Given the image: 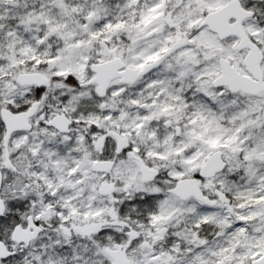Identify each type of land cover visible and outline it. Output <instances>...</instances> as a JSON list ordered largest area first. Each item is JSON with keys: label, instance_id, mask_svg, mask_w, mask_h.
<instances>
[{"label": "snow or ice", "instance_id": "6c2138e0", "mask_svg": "<svg viewBox=\"0 0 264 264\" xmlns=\"http://www.w3.org/2000/svg\"><path fill=\"white\" fill-rule=\"evenodd\" d=\"M0 173V264H264V0H0Z\"/></svg>", "mask_w": 264, "mask_h": 264}, {"label": "clouds", "instance_id": "9594fccd", "mask_svg": "<svg viewBox=\"0 0 264 264\" xmlns=\"http://www.w3.org/2000/svg\"><path fill=\"white\" fill-rule=\"evenodd\" d=\"M0 175H7L6 173H0ZM25 182H22L20 178L14 177L11 180H5L3 182H0V198L3 199H11L14 196H21L23 192H33L37 191L38 189L34 188H25L24 186ZM31 211V210H30ZM47 232L43 233V236H47ZM77 243H80V241H77Z\"/></svg>", "mask_w": 264, "mask_h": 264}]
</instances>
